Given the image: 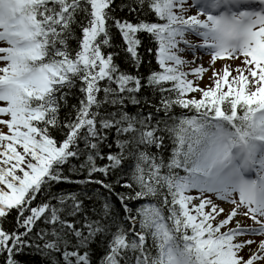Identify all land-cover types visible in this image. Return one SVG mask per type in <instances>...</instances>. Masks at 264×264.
I'll list each match as a JSON object with an SVG mask.
<instances>
[{
	"label": "snow or ice",
	"instance_id": "obj_1",
	"mask_svg": "<svg viewBox=\"0 0 264 264\" xmlns=\"http://www.w3.org/2000/svg\"><path fill=\"white\" fill-rule=\"evenodd\" d=\"M0 264H264V0H0Z\"/></svg>",
	"mask_w": 264,
	"mask_h": 264
}]
</instances>
